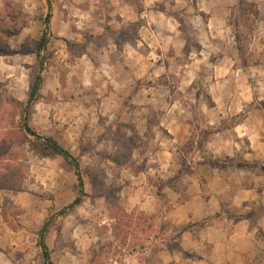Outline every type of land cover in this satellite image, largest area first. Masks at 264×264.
Here are the masks:
<instances>
[{
  "label": "rangeland",
  "instance_id": "1",
  "mask_svg": "<svg viewBox=\"0 0 264 264\" xmlns=\"http://www.w3.org/2000/svg\"><path fill=\"white\" fill-rule=\"evenodd\" d=\"M49 2L0 0V264H264V0Z\"/></svg>",
  "mask_w": 264,
  "mask_h": 264
},
{
  "label": "trees",
  "instance_id": "2",
  "mask_svg": "<svg viewBox=\"0 0 264 264\" xmlns=\"http://www.w3.org/2000/svg\"><path fill=\"white\" fill-rule=\"evenodd\" d=\"M47 1V4H48V7H50V2L49 0H46ZM49 15H47L45 17V30L44 32L42 33L41 37H40V41H39V48L41 49L44 45H45V42H46V39H47V36H48V33H49V26H48V21H49ZM43 68V61L42 60H39L38 62V74L34 80V83L31 87V91H30V94H29V97H28V100H27V103L26 105H29V103L31 102V100L33 99V97L36 95L38 89H39V86H40V80H41V77H40V72ZM26 129L30 132V128L28 126H26ZM30 133H33V132H30ZM35 135V134H33ZM38 137V136H36ZM40 138V137H38ZM44 144L50 148L52 151L56 152L57 154H60L61 156H63L66 160H68V162L70 163V165L73 167L74 169V174H75V177H76V180H77V183H78V194L76 196V198L74 199V201L67 207L65 208L64 210H62L60 213L61 214H65L67 213L68 211H70L71 209H73L74 207L78 206L80 203H81V198L82 196L84 195V184H83V178H82V174H81V171H80V165L78 163V160L72 156V154H70L68 151L64 150L62 147H60L57 142L51 140V139H45L44 138ZM47 228H48V224H45L42 231H41V234H40V248L42 249L43 251V258L44 259H48L49 257V254H48V251H47V247L45 245V243L43 242V237H44V234L45 232L47 231Z\"/></svg>",
  "mask_w": 264,
  "mask_h": 264
},
{
  "label": "crops",
  "instance_id": "3",
  "mask_svg": "<svg viewBox=\"0 0 264 264\" xmlns=\"http://www.w3.org/2000/svg\"><path fill=\"white\" fill-rule=\"evenodd\" d=\"M125 261L127 262V263H130V264H137V262H138V260H137V258L135 257V254L133 253V254H126V256H125Z\"/></svg>",
  "mask_w": 264,
  "mask_h": 264
}]
</instances>
